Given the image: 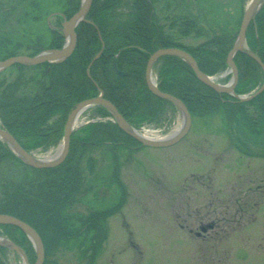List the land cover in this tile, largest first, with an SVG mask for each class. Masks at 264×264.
Listing matches in <instances>:
<instances>
[{"label":"trees","instance_id":"16d2710c","mask_svg":"<svg viewBox=\"0 0 264 264\" xmlns=\"http://www.w3.org/2000/svg\"><path fill=\"white\" fill-rule=\"evenodd\" d=\"M29 5L36 13L32 18L41 20L44 28L29 32L32 34L24 31L28 34L22 33L20 38L3 34L0 29V61L24 54L20 50L25 45L34 46L26 48L31 49L25 53L29 56L61 48L64 42L61 18L56 17L52 28L46 24V18L54 12L70 18L78 11L80 0H52L51 5L32 0ZM6 14L7 11L0 12V24L7 20V16H3ZM202 17L205 18L203 11L192 12L186 0H92L86 20L75 28L76 47L63 62L15 64L0 72L1 125L23 150L45 151L62 139L67 115L74 106L99 93L133 128L157 124L166 106L171 104L152 94L146 86L145 68L152 53L161 48L183 49L208 76L227 68L226 56L235 41L237 27L234 31L225 28L216 32L202 24ZM182 37H203L204 41L196 46L185 45L179 42ZM246 43L264 65V5L248 27ZM233 60L238 70L236 95L250 93L262 84L261 67L253 58L238 52ZM114 61L118 71L126 73L124 76L114 71ZM157 62L160 63L158 90L180 100L191 120L219 116L225 129L236 132L243 148L253 142L263 143L264 90L250 100L239 101L199 82L191 67L177 56L166 55ZM11 74L14 76L8 79ZM95 112L102 118L110 117L101 106L95 107ZM140 147V143L116 123H88L72 133L69 152L60 165L33 168L0 140V214L14 216L38 233L45 251L43 264L51 263L48 257L60 245L77 242L79 245L84 234H91L89 263L92 264L106 239L105 220L118 212L126 201L116 151H134ZM98 148H106L112 155L111 179L121 190L120 199L109 209L88 213L81 219L80 228H73L66 211L84 191L82 168L93 173L94 162L86 156ZM0 231L24 251L29 264L34 263L33 246L20 229L0 225ZM5 252L6 248L0 246V264H6Z\"/></svg>","mask_w":264,"mask_h":264},{"label":"rangeland","instance_id":"374dc122","mask_svg":"<svg viewBox=\"0 0 264 264\" xmlns=\"http://www.w3.org/2000/svg\"><path fill=\"white\" fill-rule=\"evenodd\" d=\"M30 1L0 0V12L7 11L3 15L7 20L0 24L3 34L20 38L22 33L44 28L41 20L32 18L36 13ZM33 1L51 5L52 0ZM187 2L192 11L206 12V19L218 24L216 28L234 31L249 0ZM201 41L182 40L191 45ZM158 65L153 68L155 82ZM216 77L221 85L228 82L225 73ZM94 115L91 107L79 120L94 121ZM182 118L179 109L168 106L157 124L142 129L150 136L164 137ZM221 121L219 116L194 118L187 134L169 146L116 151L126 201L105 220L107 237L92 264H264V138L261 145L253 142L243 148L236 132L225 129ZM60 144L34 155L52 156ZM87 157L94 162L93 173L82 168L84 191L66 211L73 228H80L88 213L113 207L121 194L111 179L110 152L99 148ZM211 222L216 226L204 238L193 235L198 226ZM90 245L91 234H84L79 245H60L48 257L49 264H90ZM6 259L8 264L21 263L10 249Z\"/></svg>","mask_w":264,"mask_h":264},{"label":"water","instance_id":"95a60500","mask_svg":"<svg viewBox=\"0 0 264 264\" xmlns=\"http://www.w3.org/2000/svg\"><path fill=\"white\" fill-rule=\"evenodd\" d=\"M92 0H82L81 5L79 7V10L73 14L69 19H67L64 15L60 13H55L56 15H60L62 17L61 22V32L63 37L65 38V44L61 49H51V50H45L41 53H39L36 56L29 57V56H13L10 58H7L3 61H0V71L14 65V64H22V65H37L44 62L48 63H58L62 62L64 59L69 57V55L72 53V51L75 48L76 45V35H75V27L81 22L84 21L89 10L91 7ZM264 5V0H251L249 5L244 11V14L242 16L241 24L239 27L238 36L231 48V50L228 52L226 57L227 65L230 69V72L232 73V78L226 85H220L216 82L215 77H209L205 74H203L199 69L195 62V60L185 51L177 49V48H164L159 49L155 51L148 59L146 70H145V83L148 88V90L154 94L155 96L168 100L172 104H174L182 113L183 115V128L180 130V132L174 136L173 138L166 139V140H153L148 141L144 138H141L139 136V133H137L130 125H128L124 119L121 117V115L117 112L115 107L108 102L107 100L103 99L102 96H98L95 98H90L87 100H84L80 103H78L73 110L69 113L67 120L64 125V131H63V150L61 155L53 160L48 162H35L33 156L23 150L19 144L15 141V139L4 129L0 128V139L6 142V144L9 146V148L12 150V152L20 158L25 164L33 167V168H51L58 166L60 163L63 162L65 157L68 154L69 150V142H70V135L72 133V121L75 118V116L78 114L79 111L85 110L90 106L93 105H101L102 107L106 108L109 113L112 114V116L115 118L116 123L118 127L123 130L127 135L131 136L133 139H135L137 142H139L142 146H148V147H166L169 146L175 142H177L179 139H181L188 131L190 127V115L187 111V108L184 106L183 103H181L178 99L175 97L163 93L157 89L155 84L150 79V68L152 63L159 57L165 56V55H175L180 58H182L184 61H186L190 67L192 68L193 73L195 74L197 80L204 85L208 86L209 88L213 89L217 93H224L229 94L232 96L234 95V88L237 84L238 80V70L237 67L233 61V57L237 52H243L252 57L261 67L264 75V65L262 62L250 51L247 50L245 46V34L246 30L248 28V25L250 21L254 18L255 14L260 10V8ZM113 68L115 72L119 76H124L125 73L118 71L116 67L115 61L113 62ZM87 75H89L88 70L86 71ZM264 89V81L262 86L259 90H257L254 94H252L249 97L246 98H240L242 101H246L249 99H252L256 95L260 94ZM237 97V96H235ZM0 225H11L14 227H17L20 229L30 240V242L33 245L34 251H35V261L34 264H43L44 262V247L42 240L38 233L28 224L25 222L17 219L14 216L7 215V214H0ZM205 228H202V231H205ZM11 246L8 244H2L0 245L8 247V248H18L13 243H11L9 240L5 239ZM23 260L26 264H28V260L26 255L23 253V251L20 249Z\"/></svg>","mask_w":264,"mask_h":264},{"label":"bare ground","instance_id":"6f19581e","mask_svg":"<svg viewBox=\"0 0 264 264\" xmlns=\"http://www.w3.org/2000/svg\"><path fill=\"white\" fill-rule=\"evenodd\" d=\"M151 81H154V76L151 75ZM84 110L82 111H79L78 114L75 116V118L73 119L72 121V130H74L75 128H77L78 126H80L82 124V122L79 120L80 116L82 115ZM81 122V123H80ZM183 124H184V120L182 118V121L174 128L172 129L167 135H165L164 137H153V136H150L148 134V130L146 129H140L138 131H136L137 133H139V136L141 138H144L145 140H148V141H153V140H166V139H170V138H173L174 136H176L180 130L183 128ZM62 150H63V144H60V146L57 148V151L54 155L52 156H48L46 158H37L36 156H34V161L35 162H48V161H52L53 159H56L58 158L61 153H62ZM0 243L2 244H8L9 246H11L7 241H5L4 238L0 237ZM13 250H15L21 260V263L20 264H26L23 260V257H22V254H21V251L19 248H12Z\"/></svg>","mask_w":264,"mask_h":264},{"label":"flooded vegetation","instance_id":"af4514ba","mask_svg":"<svg viewBox=\"0 0 264 264\" xmlns=\"http://www.w3.org/2000/svg\"><path fill=\"white\" fill-rule=\"evenodd\" d=\"M27 1V0H26ZM27 47H34L32 44H30V45H25L20 51L22 52V53H29V52H31V49H26ZM35 47L37 48H39L40 46H36L35 45ZM26 55H28V54H26ZM215 224L213 223V222H211V223H208V224H203V225H200V226H198V229H197V231H195L194 233H193V235L196 237V238H204L206 235H207V232L208 231H210V230H213L214 228H215ZM181 228V227H180ZM201 228H206L207 229V231L205 232V233H202V234H199L198 232H199V230L201 229ZM188 232H191V230L189 229L188 230Z\"/></svg>","mask_w":264,"mask_h":264}]
</instances>
